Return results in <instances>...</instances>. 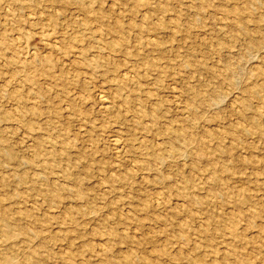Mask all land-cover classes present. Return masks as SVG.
I'll return each mask as SVG.
<instances>
[{
	"label": "rangeland",
	"instance_id": "1",
	"mask_svg": "<svg viewBox=\"0 0 264 264\" xmlns=\"http://www.w3.org/2000/svg\"><path fill=\"white\" fill-rule=\"evenodd\" d=\"M0 264H264V0H0Z\"/></svg>",
	"mask_w": 264,
	"mask_h": 264
},
{
	"label": "bare ground",
	"instance_id": "2",
	"mask_svg": "<svg viewBox=\"0 0 264 264\" xmlns=\"http://www.w3.org/2000/svg\"><path fill=\"white\" fill-rule=\"evenodd\" d=\"M50 8V7H49ZM77 11V10H76ZM49 23V22H48ZM51 24V23H50ZM45 25V24H44ZM42 29H44V28H42ZM41 31H43V30H41ZM41 33V32H40ZM47 33H48V30H47ZM44 34V33H43ZM42 35V34H41ZM45 35V34H44ZM44 35H42V36H44ZM75 38V37H74ZM49 39V38H48ZM47 39V40H48ZM5 40V39H4ZM8 40V39H7ZM6 40V41H7ZM46 40V39H45ZM50 40V39H49ZM18 41V40H17ZM46 42H48V41H46ZM45 42V43H46ZM127 42V41H126ZM48 44V43H47ZM51 44H52V41H51ZM55 44V43H54ZM48 46V45H47ZM49 46H50V42H49ZM48 46V47H49ZM51 47V46H50ZM56 47V46H55ZM58 47V46H57ZM28 48V47H27ZM27 48H24V49H27ZM58 49H59V47H58ZM28 50V49H27ZM50 50V49H49ZM52 50V49H51ZM55 51V50H54ZM60 51V50H59ZM29 52V51H28ZM56 53H57V51H56ZM60 54H62V53H60ZM27 55V54H26ZM100 55V54H99ZM49 58V57H48ZM32 59V58H31ZM9 60V59H8ZM12 60H14V59H11V62H12ZM27 60V59H26ZM47 60H50V58L49 59H47ZM14 62V61H13ZM12 62V63H13ZM21 62H23V61H21ZM26 62V61H25ZM33 62V61H32ZM16 63V62H15ZM27 63V62H26ZM11 64V63H10ZM14 64V63H13ZM22 64V63H21ZM28 66V65H27ZM18 67V66H17ZM23 67V66H22ZM21 68V67H20ZM25 68V67H24ZM22 69V68H21ZM26 69V68H25ZM27 69H28V67H27ZM75 77H77V76H75ZM30 79V78H29ZM24 81H25V79H24ZM9 83H11L12 85H14L13 84V82H9ZM16 84V83H15ZM8 86H10V84L8 85ZM16 87V86H15ZM18 88V87H17ZM16 89V88H15ZM18 90V89H17ZM107 91V90H106ZM141 91V90H140ZM156 92V91H155ZM18 94V93H17ZM23 95V94H22ZM19 96V95H18ZM101 96V95H100ZM107 96V95H106ZM8 100V99H7ZM4 101V100H3ZM29 103V102H28ZM100 104H101V107H102V109L104 110V112H110V111H108L109 110V108H110V106H112V105H110V102L107 100V98L105 97V96H102V97H100ZM63 107V106H62ZM68 107V106H67ZM70 107V106H69ZM113 107V106H112ZM34 114V113H33ZM36 115V114H35ZM114 115V114H113ZM132 116V115H131ZM76 118V117H75ZM79 118V117H78ZM79 126V125H78ZM117 137V136H116ZM118 138V137H117ZM121 141V140H120ZM214 192V191H213ZM36 218V217H35ZM44 226V225H43Z\"/></svg>",
	"mask_w": 264,
	"mask_h": 264
}]
</instances>
